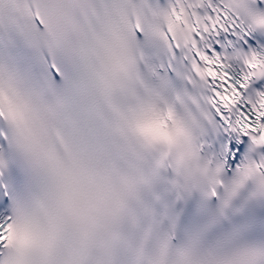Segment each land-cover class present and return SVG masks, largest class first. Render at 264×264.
<instances>
[{
    "label": "snow or ice",
    "instance_id": "1",
    "mask_svg": "<svg viewBox=\"0 0 264 264\" xmlns=\"http://www.w3.org/2000/svg\"><path fill=\"white\" fill-rule=\"evenodd\" d=\"M0 264H264V0H0Z\"/></svg>",
    "mask_w": 264,
    "mask_h": 264
}]
</instances>
